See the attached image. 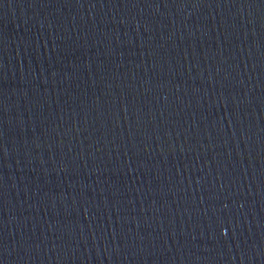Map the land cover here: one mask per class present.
Segmentation results:
<instances>
[{"label": "water", "instance_id": "1", "mask_svg": "<svg viewBox=\"0 0 264 264\" xmlns=\"http://www.w3.org/2000/svg\"><path fill=\"white\" fill-rule=\"evenodd\" d=\"M0 264H264V0H0Z\"/></svg>", "mask_w": 264, "mask_h": 264}]
</instances>
